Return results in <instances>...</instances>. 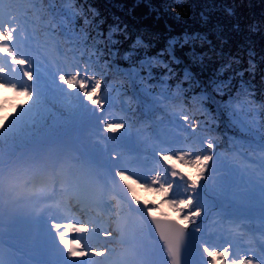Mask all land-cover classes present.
Masks as SVG:
<instances>
[{
	"label": "trees",
	"instance_id": "obj_1",
	"mask_svg": "<svg viewBox=\"0 0 264 264\" xmlns=\"http://www.w3.org/2000/svg\"><path fill=\"white\" fill-rule=\"evenodd\" d=\"M13 4L12 14L21 30L16 42L40 46L53 64L59 62L67 70L78 64L88 66L102 80L100 95L108 102L104 113L96 110L93 116V106L76 90L61 82L53 87L43 79L28 81L39 97L19 91L0 110V125L20 111L30 116L18 133L6 135L0 143L5 163H26L22 167L31 176L33 165L41 160L37 150L67 145L68 181L85 179L82 190L90 199L89 178L80 161L92 159L94 153L104 157L111 149L115 158L128 164L140 158L155 175L160 165L167 167L162 160L157 163L159 154L154 149L162 145L160 135L167 133L177 145L211 156L193 203L202 206L205 215L219 208L214 216L222 224L232 203L220 205L225 190L214 193L207 187L205 177L212 164L225 173L236 165L264 170V0H182L181 4L174 0H13ZM181 112L189 121L178 115ZM101 115L115 117L126 127L108 132L96 119ZM209 142L212 149L207 148ZM75 157L80 160L70 159ZM182 170L196 175V169ZM132 171L126 175L137 180L133 187L140 197L139 207L147 201L148 207L158 208V216L174 217L184 225L183 216L161 202L163 194L145 191L140 187L145 183L141 173ZM173 190L183 193V182L177 180ZM116 194L121 200L126 195L131 208H137L126 185L116 187ZM127 201L124 213L129 210ZM241 218V228L254 224L245 214ZM136 219L146 231L141 217ZM134 223L129 229L139 238L142 228H133ZM148 258L150 264L165 261L153 255Z\"/></svg>",
	"mask_w": 264,
	"mask_h": 264
},
{
	"label": "rangeland",
	"instance_id": "obj_2",
	"mask_svg": "<svg viewBox=\"0 0 264 264\" xmlns=\"http://www.w3.org/2000/svg\"><path fill=\"white\" fill-rule=\"evenodd\" d=\"M0 19L7 21L9 18L4 15ZM15 44L22 55L34 61L32 65L35 69L33 80L43 79L53 87L60 83L57 73L68 71L66 67L59 64V62L53 64L43 55L40 46L34 43L15 42ZM6 61L7 57L0 54V64ZM39 71L40 73H38ZM7 78L20 81L22 71L15 74L9 73ZM23 81L28 82L26 77L23 78ZM0 91L2 92L0 93V100H6V103L0 105L1 110L4 106H9L10 95H14L16 92H13L10 88L5 89L2 85H0ZM169 136L167 133L160 135L162 145L154 149H185L176 144L174 137L169 138ZM51 149V151L39 149L37 150V156L49 163L59 159L63 163L62 178H65L66 162L70 154V148L66 145L63 148L53 146ZM111 151V149L108 150L104 157H99L96 153L92 155L96 173L106 177L109 182L115 179L119 182V187H125L124 182L120 181L119 177H114V172L126 169V172L132 174V169H136L143 178L141 182H145V177L149 183L151 182L153 175L148 172V166L140 158L136 159L133 164H128L123 159L115 158ZM11 164L21 173L22 178H30V171L24 170V167H27L26 163L11 162ZM222 173L225 174V177H222ZM59 179L55 189L49 190L51 198L33 196L30 192L24 190L20 198L16 199L10 208L5 207L0 211V259H3L5 264H51L49 261L64 264L67 253L63 245L60 244L56 231L52 228L53 223L61 225L69 223L79 225V223H83L88 228L87 232L70 231L66 236L67 239L78 240L79 246L89 253L87 256L78 258L80 261H86V264H112L113 256L108 253L104 255H97V253L103 252L105 249L122 250V245L116 238L117 233L113 231L116 227L114 216L110 218L107 211H101L97 215V211L90 207L86 210L89 215L84 216L78 209L79 204L76 201L71 204L72 211L67 210L66 198L69 195H74V197L78 195L90 206L91 202L87 200L88 195L85 189L80 192L82 190L81 186L86 180L76 178L70 181L69 191L64 192L61 189ZM205 179L207 187L212 188L214 193L218 189L225 190L227 193L218 201L219 204L223 205L231 202L232 207L227 209V217L222 224H219L214 216L215 211L219 208L209 211L206 215L201 213L200 216L195 218L190 225L198 240L194 251L201 259H207L206 255L202 256L204 245L215 246L218 251L231 245L230 252L253 259V264H260L257 258L264 257V170L260 167L258 172H254L244 165H236L229 168L225 173L219 169L217 164H212ZM216 183L220 184L219 188L213 186ZM199 191L201 190L199 189ZM203 191L209 192L208 189H203ZM172 192L175 191L172 190ZM169 195L171 196V192ZM242 200H249L253 205L248 207ZM57 202H63L60 208L55 207ZM135 209V207H132L131 210L121 213L123 217L127 218L123 247L139 246L141 251H146L148 257L153 255L160 259L159 261H164L167 254L162 250V244L149 239L145 229L139 225L136 219L139 212ZM186 214L187 210L181 215ZM242 214L248 216L254 224L241 228ZM133 223L135 224L133 228L137 226L142 228L139 238H134L131 233L132 228L129 229ZM197 227L200 231H195ZM61 231H64V229L62 228ZM107 232H112V236L106 235ZM82 236L87 239L85 240ZM90 240L95 241L96 244L94 246L86 244Z\"/></svg>",
	"mask_w": 264,
	"mask_h": 264
},
{
	"label": "snow or ice",
	"instance_id": "obj_3",
	"mask_svg": "<svg viewBox=\"0 0 264 264\" xmlns=\"http://www.w3.org/2000/svg\"><path fill=\"white\" fill-rule=\"evenodd\" d=\"M174 3L181 4L182 0H174ZM14 8L13 0H0V17L7 15L8 20L0 19V54L7 57V61L0 64V85L3 88H10L13 92L22 91L25 95L32 97L36 95L39 97V92L35 86L30 85L23 81L26 77L27 81L34 78L35 69L32 67L34 61L30 60L27 56L22 55L16 47L17 33L20 30L16 23L17 18L12 14ZM27 39V37H25ZM109 42H111L109 38ZM159 63V62H157ZM151 64V62H149ZM167 68V65H164ZM22 71V78L20 81L7 78L9 73L15 74ZM171 71V69H169ZM58 79L65 85L67 89L76 90L75 94L81 99H85L93 106L92 115L95 116L96 110L101 113L105 112L104 105L108 102L107 97L100 95L102 80L96 77V74L91 71L88 66L81 67L76 65L74 70L65 72H58ZM218 90H219V86ZM6 103V100H0V105ZM109 106L110 102H109ZM182 116L184 121H189V116L181 112L178 114ZM30 118L27 111H20L18 115L10 121H6L4 125H0V143L4 142L5 136L11 137L18 133L20 129L27 123ZM98 121L103 124V129L115 133L118 129L125 128L124 122H118L115 117H105L101 115L96 117ZM193 131L195 126L193 125ZM214 147L212 142L207 144L208 149ZM264 147V146H262ZM159 161H164L167 167L160 165V169L156 170L155 175L151 177L149 183L145 177V183L140 185L145 191H153L155 193H162L164 199L162 203H168L172 210L179 217L186 210L187 214L183 216L184 226H181L176 221L161 220L157 216L158 208L156 206L148 207V202H144V208L139 207L140 197L137 196L136 190L133 187L137 184V180L132 179L131 176L126 175V169L115 171L114 177H119L120 181L124 182L127 187V192L131 193L135 200L137 208L135 211L140 212L143 216L146 210L148 216L151 217L152 224L155 225L156 232L159 233L160 239L163 241V251L167 252V258L164 264H182V253L185 249L186 232L188 222H194L195 218L202 213V206L193 203L194 195L197 194L199 180L207 162L211 159L210 155H202L194 148L188 149H161L158 150ZM79 161V157L70 158ZM80 167L84 169L89 178L90 190V206L82 200L78 195L73 197L69 196V201L75 198L77 204H84L81 210L95 209L97 215L101 211H107L110 218L115 217L116 227L113 229L117 233V240L122 245V250L105 249L97 255H104L108 253L113 256L112 264H150L148 254L141 251L139 246L123 247L125 243V228L127 225V218L121 215L127 196L121 200L116 194V187H119V182L112 180V186L109 187L106 177L95 172L94 161L87 158L85 161H80ZM183 168L196 169V175L193 176L188 172H184ZM63 163L57 159L51 163L46 160H37L31 169V176L28 179L22 178L21 173L12 166L11 162L5 163L2 156H0V211L5 207H11L16 199L20 198L24 190L30 192L33 196H42L43 198H51L49 195L50 189H55L59 179L61 189L68 192L70 182L67 178L63 177ZM135 175V173L133 174ZM171 177V179H169ZM140 179V177H138ZM177 180L183 182L184 192H172L174 187L177 186ZM123 190V188H121ZM171 192V196L169 195ZM114 202V203H113ZM63 202H57L56 208H60ZM128 207L131 210V201H127ZM68 211H72L71 204L66 205ZM146 223V220H145ZM52 228L56 231L60 244L63 245L67 253L64 264H86V261H80L78 258L87 256L89 253L84 251L79 246V241L75 239H67V233L72 232H87L88 228L83 223L65 224L61 225L53 223ZM64 231H61V229ZM195 231H200L197 227ZM106 235L112 236V232H107ZM231 245L224 247L222 250H217L215 246H203L202 256L206 255L207 259L203 264H253V259L245 258L237 253L230 252ZM76 258V259H73ZM260 264H264V257H258ZM0 264H5L3 259H0Z\"/></svg>",
	"mask_w": 264,
	"mask_h": 264
},
{
	"label": "water",
	"instance_id": "obj_4",
	"mask_svg": "<svg viewBox=\"0 0 264 264\" xmlns=\"http://www.w3.org/2000/svg\"><path fill=\"white\" fill-rule=\"evenodd\" d=\"M139 215L145 224V228L149 239L163 245V241L160 239L159 233L156 232L155 225L152 224L151 217L148 216L147 211L146 210L144 211L143 216L141 215L140 212ZM158 217L161 220L176 221L181 226H184L180 221H178L174 217H164V216H158ZM185 232H186V242H185V249L183 250L182 253V264H203L198 254L194 251L198 243L194 230L190 226H187L185 228Z\"/></svg>",
	"mask_w": 264,
	"mask_h": 264
},
{
	"label": "bare ground",
	"instance_id": "obj_5",
	"mask_svg": "<svg viewBox=\"0 0 264 264\" xmlns=\"http://www.w3.org/2000/svg\"><path fill=\"white\" fill-rule=\"evenodd\" d=\"M82 238H84L85 240L87 239L85 236H82ZM86 244L94 246L96 244V242L93 240H90L89 242H86ZM73 259H75V258H73ZM49 263L56 264V262H51V261H49Z\"/></svg>",
	"mask_w": 264,
	"mask_h": 264
}]
</instances>
